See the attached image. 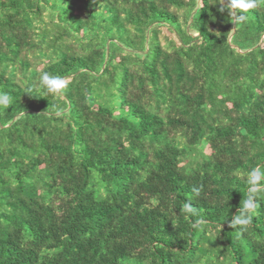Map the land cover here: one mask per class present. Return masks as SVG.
<instances>
[{
	"label": "trees",
	"instance_id": "trees-1",
	"mask_svg": "<svg viewBox=\"0 0 264 264\" xmlns=\"http://www.w3.org/2000/svg\"><path fill=\"white\" fill-rule=\"evenodd\" d=\"M220 3L0 0V264H264V193L229 226L264 165V0Z\"/></svg>",
	"mask_w": 264,
	"mask_h": 264
},
{
	"label": "clouds",
	"instance_id": "clouds-1",
	"mask_svg": "<svg viewBox=\"0 0 264 264\" xmlns=\"http://www.w3.org/2000/svg\"><path fill=\"white\" fill-rule=\"evenodd\" d=\"M220 10L227 11L229 17L236 22L245 19V13L250 9L257 7V0H221ZM41 85L46 89L47 93L60 95L67 87V82L59 76H52L45 72L40 76ZM10 104V97L7 93H0V108H7ZM246 183L248 185V194L241 202L238 212L232 216L229 221L231 228L239 231L246 230L251 223L252 215L258 207V200L264 193V165L253 167L247 174ZM194 191H198L195 190ZM184 208L191 212L192 205L185 204Z\"/></svg>",
	"mask_w": 264,
	"mask_h": 264
}]
</instances>
